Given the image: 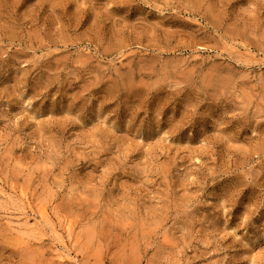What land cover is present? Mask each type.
I'll list each match as a JSON object with an SVG mask.
<instances>
[{
    "label": "rangeland",
    "instance_id": "obj_1",
    "mask_svg": "<svg viewBox=\"0 0 264 264\" xmlns=\"http://www.w3.org/2000/svg\"><path fill=\"white\" fill-rule=\"evenodd\" d=\"M0 264H264V0H0Z\"/></svg>",
    "mask_w": 264,
    "mask_h": 264
},
{
    "label": "bare ground",
    "instance_id": "obj_2",
    "mask_svg": "<svg viewBox=\"0 0 264 264\" xmlns=\"http://www.w3.org/2000/svg\"><path fill=\"white\" fill-rule=\"evenodd\" d=\"M25 197H26V195H25ZM23 198V197H22ZM26 201V200H25ZM44 211L43 212H40V213H42V216L44 215V214H46V211H45V209H43Z\"/></svg>",
    "mask_w": 264,
    "mask_h": 264
}]
</instances>
